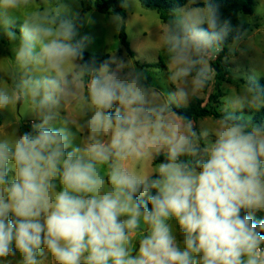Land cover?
I'll return each instance as SVG.
<instances>
[{
  "label": "clouds",
  "instance_id": "clouds-1",
  "mask_svg": "<svg viewBox=\"0 0 264 264\" xmlns=\"http://www.w3.org/2000/svg\"><path fill=\"white\" fill-rule=\"evenodd\" d=\"M78 6L0 0L12 52L0 57V109L22 106L34 118L22 133L0 126V260L264 264V219L254 220L264 213V124L243 114L264 108V70L226 97L211 126L175 110L215 76L232 31L217 0H187L162 19L173 86L163 95L141 70L82 62L92 37L81 34ZM110 11V24L126 23Z\"/></svg>",
  "mask_w": 264,
  "mask_h": 264
},
{
  "label": "rangeland",
  "instance_id": "rangeland-1",
  "mask_svg": "<svg viewBox=\"0 0 264 264\" xmlns=\"http://www.w3.org/2000/svg\"><path fill=\"white\" fill-rule=\"evenodd\" d=\"M95 2L96 0H79L76 9L84 21L80 29L81 34H89L92 37V42L84 53L109 55L110 60L115 63L141 70L147 77L146 83L162 95L173 90L167 78V69L160 61L162 51L159 48V34L162 20L159 12L156 9L146 8L139 0H131L129 8L125 10L126 23L121 27H114L109 22L111 14L98 11ZM262 3L264 0H255L254 14L241 15L244 17V22L250 24V30L238 44L233 43L228 46L230 55L224 59L223 70H215L214 61L212 62L215 72L213 81L198 95L209 107L216 106L220 112L224 109L225 99L231 92L236 91L248 76L259 74L264 70V7L260 11ZM90 5L92 9H89ZM123 27L131 49L135 52L134 57L128 54L122 44L120 32ZM0 57H12L11 46L2 31H0ZM263 78L264 76H259L258 82ZM0 80H7L3 66H0ZM216 95H220L217 100L214 99ZM65 111L69 116L75 113L72 105H69ZM256 112L248 109L243 111V114L246 117H253ZM33 119L22 106L0 109V126H4V130L8 133H11L13 128H18L21 133L30 130ZM214 119L215 117L209 116L194 124L197 128L205 123L211 126ZM74 143H79V138ZM0 264H15V261L0 260Z\"/></svg>",
  "mask_w": 264,
  "mask_h": 264
},
{
  "label": "trees",
  "instance_id": "trees-1",
  "mask_svg": "<svg viewBox=\"0 0 264 264\" xmlns=\"http://www.w3.org/2000/svg\"><path fill=\"white\" fill-rule=\"evenodd\" d=\"M146 8L156 9L159 12L161 20L165 17L169 9L174 6H183L187 3V0H139ZM219 4L220 13L222 19H229L231 21L232 31L229 33L228 37L224 42V50L219 54L218 58L213 62V67L217 71H221L224 68V59L230 55L228 46L234 43V37L241 35L240 41L245 37L246 33L250 30V24L241 21V15H252L255 9V0H217ZM95 7L98 11L104 13H110V10L121 13L123 16L126 15L125 10L120 7V0H96ZM92 9V6H89ZM120 38L122 44L127 49L128 54L131 57L135 56V52L131 49L128 37L123 27L120 32ZM109 55H95L91 53H84V58L82 62H87L88 64L98 67L100 63L105 60H109ZM160 61L164 64L163 53L160 56ZM245 82V81H243ZM261 86H264V78L259 81ZM220 95L214 97L215 100L218 99ZM175 110L186 118L191 119L193 122H198L200 119L205 117H219L221 112L216 106H208L205 101L199 97L193 98L187 107L175 108ZM243 111H248L244 109ZM252 120L254 123L264 124V108L257 111ZM163 156L157 157L156 163L163 161ZM264 219L263 213H258L255 215L254 220L256 222Z\"/></svg>",
  "mask_w": 264,
  "mask_h": 264
}]
</instances>
